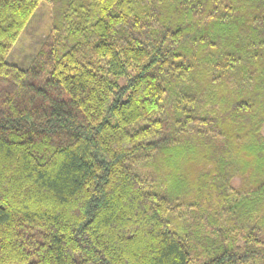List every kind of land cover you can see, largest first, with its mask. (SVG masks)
Wrapping results in <instances>:
<instances>
[{
  "label": "trees",
  "instance_id": "1",
  "mask_svg": "<svg viewBox=\"0 0 264 264\" xmlns=\"http://www.w3.org/2000/svg\"><path fill=\"white\" fill-rule=\"evenodd\" d=\"M0 264H264V0H0Z\"/></svg>",
  "mask_w": 264,
  "mask_h": 264
},
{
  "label": "rangeland",
  "instance_id": "2",
  "mask_svg": "<svg viewBox=\"0 0 264 264\" xmlns=\"http://www.w3.org/2000/svg\"><path fill=\"white\" fill-rule=\"evenodd\" d=\"M52 8L42 2L18 38L7 61L21 69H29L52 29Z\"/></svg>",
  "mask_w": 264,
  "mask_h": 264
}]
</instances>
